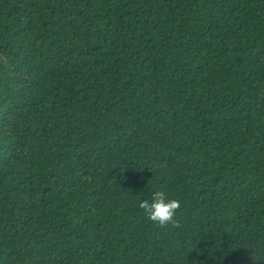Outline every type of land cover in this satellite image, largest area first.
<instances>
[{
	"label": "trees",
	"instance_id": "trees-1",
	"mask_svg": "<svg viewBox=\"0 0 264 264\" xmlns=\"http://www.w3.org/2000/svg\"><path fill=\"white\" fill-rule=\"evenodd\" d=\"M0 264H264V0H0Z\"/></svg>",
	"mask_w": 264,
	"mask_h": 264
},
{
	"label": "clouds",
	"instance_id": "clouds-1",
	"mask_svg": "<svg viewBox=\"0 0 264 264\" xmlns=\"http://www.w3.org/2000/svg\"><path fill=\"white\" fill-rule=\"evenodd\" d=\"M139 207L144 210L147 217L153 223L166 227L170 224H176V213L181 207V203L177 199H168L167 194L163 191H155L152 194L151 202L143 200Z\"/></svg>",
	"mask_w": 264,
	"mask_h": 264
}]
</instances>
